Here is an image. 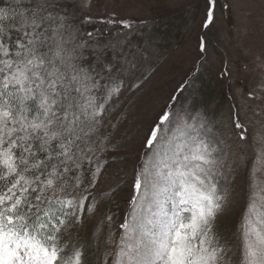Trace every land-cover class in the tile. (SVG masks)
<instances>
[{
    "label": "snow or ice",
    "instance_id": "obj_1",
    "mask_svg": "<svg viewBox=\"0 0 264 264\" xmlns=\"http://www.w3.org/2000/svg\"><path fill=\"white\" fill-rule=\"evenodd\" d=\"M207 3L203 28L214 22L216 0ZM80 6L0 0V264H93L90 251L98 264H264V80L247 112L230 110L231 139L195 109L181 116L174 96L147 132L122 222L97 220L93 189L123 65L91 51L101 41L82 30L92 18L77 20ZM238 179L230 239L218 224L235 208Z\"/></svg>",
    "mask_w": 264,
    "mask_h": 264
},
{
    "label": "rangeland",
    "instance_id": "obj_2",
    "mask_svg": "<svg viewBox=\"0 0 264 264\" xmlns=\"http://www.w3.org/2000/svg\"><path fill=\"white\" fill-rule=\"evenodd\" d=\"M72 2L81 5L71 10L77 20L92 18V23L81 25L82 30L94 31L101 41L91 51L104 52L113 64L123 65L116 73L121 91L108 114L112 147L103 154L108 162L93 189L97 220L111 215L114 225H119L128 209L147 132L174 96L179 97L175 110L181 116L195 109L197 120H205L213 133L219 130L231 139L230 110L237 105L247 112L252 104L248 93L264 80V0H216L214 22L208 28L202 27L207 0ZM109 19L117 22L109 23ZM121 20L131 23L132 29H124L118 23ZM201 38L206 44L203 54L199 51ZM225 70L229 75L222 78ZM235 193V208L226 209L218 224L230 239L242 198L239 179ZM71 235L95 249L96 242L89 241L84 232L72 231ZM99 255L89 252L93 264H98Z\"/></svg>",
    "mask_w": 264,
    "mask_h": 264
},
{
    "label": "trees",
    "instance_id": "obj_3",
    "mask_svg": "<svg viewBox=\"0 0 264 264\" xmlns=\"http://www.w3.org/2000/svg\"><path fill=\"white\" fill-rule=\"evenodd\" d=\"M101 31V30H100Z\"/></svg>",
    "mask_w": 264,
    "mask_h": 264
}]
</instances>
